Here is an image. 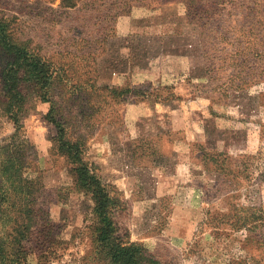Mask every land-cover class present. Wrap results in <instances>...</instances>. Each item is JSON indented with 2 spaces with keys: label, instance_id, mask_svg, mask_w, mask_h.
I'll list each match as a JSON object with an SVG mask.
<instances>
[{
  "label": "rangeland",
  "instance_id": "obj_1",
  "mask_svg": "<svg viewBox=\"0 0 264 264\" xmlns=\"http://www.w3.org/2000/svg\"><path fill=\"white\" fill-rule=\"evenodd\" d=\"M0 18L59 72L57 119L121 201L124 239L159 264H264V0H0ZM27 98L33 154L1 115L0 144L45 188L64 251L44 264H102L52 103Z\"/></svg>",
  "mask_w": 264,
  "mask_h": 264
},
{
  "label": "trees",
  "instance_id": "obj_2",
  "mask_svg": "<svg viewBox=\"0 0 264 264\" xmlns=\"http://www.w3.org/2000/svg\"><path fill=\"white\" fill-rule=\"evenodd\" d=\"M60 78L51 63L19 44L10 23L0 18V115L16 130L13 146L24 144L23 148L32 152L28 141L19 140L18 135L26 115L28 91L52 103L47 119L57 128L54 147L71 166L78 191L89 196L93 203L98 259L102 264H159L147 255L143 246L119 234L115 216L121 201L112 197L108 187L85 162L84 143L69 139L64 124L57 119L51 95ZM0 150L4 152L0 156V264H28L32 254L44 264L64 251L58 229L47 220L46 207L40 203L45 188L40 180H24L17 167L20 159L30 155L21 158L1 144Z\"/></svg>",
  "mask_w": 264,
  "mask_h": 264
}]
</instances>
